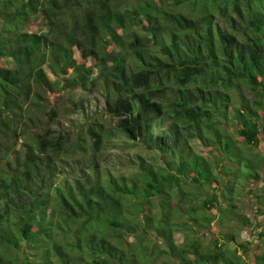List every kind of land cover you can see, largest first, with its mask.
<instances>
[{"label":"trees","instance_id":"obj_1","mask_svg":"<svg viewBox=\"0 0 264 264\" xmlns=\"http://www.w3.org/2000/svg\"><path fill=\"white\" fill-rule=\"evenodd\" d=\"M30 19L37 31L28 30ZM93 90L112 127L88 122L82 144L44 122L26 139L31 114L59 121L60 108L44 101ZM116 135L156 152L160 165L141 159L130 178L112 174L101 155ZM261 142L264 0H0V157L13 146L0 164V264H154L161 255L172 264H264V250L242 258L250 241L229 250L235 240L225 232L204 248L193 234L172 240L194 226L210 231L216 214L219 224L237 217L250 226L237 216L235 173L225 166L243 159L254 170ZM259 202L253 212L264 216Z\"/></svg>","mask_w":264,"mask_h":264},{"label":"rangeland","instance_id":"obj_2","mask_svg":"<svg viewBox=\"0 0 264 264\" xmlns=\"http://www.w3.org/2000/svg\"><path fill=\"white\" fill-rule=\"evenodd\" d=\"M30 23L28 24L27 28L28 30L31 31H37L40 26H38V20L37 19H30ZM44 73L47 77L48 80L54 81L56 78L55 74H52L49 71V66L46 65L44 66ZM64 95H69L70 92L68 89H65V92H63ZM101 95L93 90L91 92L89 91H81V92H75L72 94V97L68 99L66 98H61L58 95H55L53 97V100L50 99L49 101H44V103L51 104L54 102L56 103L60 110L58 112L59 115V121L56 123H51L47 116L40 111L39 114L32 115V122L27 125V130H26V139H31L34 137L36 134L35 132L41 131L40 125L42 123L47 122L48 128L51 130H58L62 129V127H66L68 130L69 136L73 138L81 137L83 139L82 144L88 143L87 139V134L85 133V126L88 122L94 121L95 123H99L102 125L103 128L107 127H112L115 124V118L110 117L109 115H106L104 113V108H103V102L101 99ZM78 102L80 105V111H75V112H70L72 107V102ZM71 102V103H70ZM50 105V106H51ZM53 106V105H52ZM63 107V108H62ZM76 108V107H75ZM49 109V108H48ZM62 109L67 110L68 113H62ZM32 110V107H31ZM30 110V112H31ZM48 111V110H47ZM79 112V113H78ZM168 123V119L164 118L163 121L159 126L153 127V131H160L161 129H164L166 124ZM85 139V140H84ZM11 140H13L12 137H8L7 142L11 143ZM24 138H20L17 141L16 149H22V142ZM113 140V139H112ZM3 141V140H2ZM191 146L193 151L198 152L200 155H205L209 149L206 147L203 148L200 145L199 140L193 139L191 140ZM11 145V144H9ZM12 146V145H11ZM9 146V149L6 151L8 152V155L6 158L0 157V164L3 163L7 158L12 157V149L13 146ZM259 151L264 154V143L261 142L259 145ZM248 152H250L248 150ZM248 157V154H247ZM260 160L262 159L261 157H258ZM142 160H145L148 163H153L154 165H160V158L156 152H151L147 151V149L141 145V144H132L130 141H126L124 138L119 136H114V142L110 141L107 143L106 147L103 150V153L101 155V164L103 166L108 167V169L111 171L112 174L115 176H124L125 178H130L131 175L134 174V172L137 171L138 169V162ZM258 159V160H259ZM260 160L255 163V169L262 170L264 167L262 164L260 165ZM264 162V159H262ZM212 162V161H211ZM157 165V166H158ZM227 169H232L233 172L235 173L233 179L234 181L230 182V185L234 186V190L230 191V194L234 198V204H235V211L237 212V216L245 215L246 217L249 218L250 220V226L249 227H243L240 222H238L237 217L236 218H228L224 221L223 224H219L218 219H219V214H216L218 216L211 224V230H202L200 233H198L199 228L198 226H194L195 229H189V234H182L181 230L173 233L172 235V240H174L175 245L182 244L183 238L188 239L190 236L196 235L198 236L196 239H198V242L200 245L204 247H209V240L208 237L214 233L218 234L220 233H226V234H232L234 236L235 242L232 244H227V247L229 250H233L234 247L236 248L235 244L238 243H244L243 241H250V247L251 250H249V254H243V259L246 261H252L255 256H258L261 254V251L264 250V240H258L255 238V235H253V229L259 230V228L264 229V216H261L257 213L253 212V209L256 207L255 205L259 202V205L262 206L261 204L264 202V193L262 194V189L264 187V169L263 173H261L262 179L257 182L253 183L250 182L245 186V180L248 179L249 175L255 170H251L250 165L246 164V161L243 159H240V161H236L234 159H231V161L225 166V170ZM222 170V169H221ZM211 171H214L211 168ZM226 172L222 174H217L216 181L221 185L223 182H226ZM66 177V175H64ZM247 177V178H246ZM245 179V180H244ZM247 181V180H246ZM186 191H191L192 189L188 187L187 185L184 186ZM252 188V192L249 194L247 191L245 192L246 189ZM264 191V190H263ZM257 192V193H256ZM170 193L173 194V191L170 190ZM256 195L260 194V200L255 198L254 194ZM238 195V196H237ZM172 197V196H171ZM164 199V198H163ZM162 199V201H163ZM172 202L171 204L177 199H174L173 197L171 198ZM187 202V199H186ZM167 202L164 201V204ZM225 203V202H224ZM128 205V204H127ZM132 206V205H131ZM173 206V205H172ZM237 207V208H236ZM131 208V207H130ZM138 205L134 207L133 210L138 209ZM131 214H134L131 211H128ZM208 217V216H207ZM225 217V216H224ZM223 217V218H224ZM209 218V217H208ZM205 222L206 220L200 218ZM236 220V221H235ZM241 220V219H240ZM260 229V230H261ZM129 241H132L131 237H127ZM240 252H237L238 255H240ZM189 258H194L191 254L188 255ZM171 257L162 256L159 257L154 264H172L170 263ZM174 259V258H173ZM240 264V261H238ZM224 264V263H223Z\"/></svg>","mask_w":264,"mask_h":264}]
</instances>
